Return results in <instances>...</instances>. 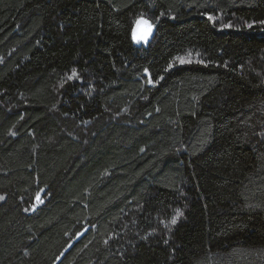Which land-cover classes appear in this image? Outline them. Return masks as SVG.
Returning a JSON list of instances; mask_svg holds the SVG:
<instances>
[{
	"label": "trees",
	"instance_id": "16d2710c",
	"mask_svg": "<svg viewBox=\"0 0 264 264\" xmlns=\"http://www.w3.org/2000/svg\"><path fill=\"white\" fill-rule=\"evenodd\" d=\"M262 22L264 0H0V264H264Z\"/></svg>",
	"mask_w": 264,
	"mask_h": 264
},
{
	"label": "water",
	"instance_id": "95a60500",
	"mask_svg": "<svg viewBox=\"0 0 264 264\" xmlns=\"http://www.w3.org/2000/svg\"><path fill=\"white\" fill-rule=\"evenodd\" d=\"M151 36V32L147 35H143V36H139L137 35V27L134 30V41L136 43H142L143 41H147L149 40ZM38 199H40V196L38 197ZM43 204V203H42ZM87 229H84L82 232H80L75 239L73 240V242L69 245L68 248H70V246H72L73 244H76L77 242H79L81 240V238L83 237V235L86 233Z\"/></svg>",
	"mask_w": 264,
	"mask_h": 264
},
{
	"label": "rangeland",
	"instance_id": "374dc122",
	"mask_svg": "<svg viewBox=\"0 0 264 264\" xmlns=\"http://www.w3.org/2000/svg\"><path fill=\"white\" fill-rule=\"evenodd\" d=\"M147 34H149L147 27L144 24L139 23L137 25V35L143 36V35H147Z\"/></svg>",
	"mask_w": 264,
	"mask_h": 264
},
{
	"label": "snow or ice",
	"instance_id": "6c2138e0",
	"mask_svg": "<svg viewBox=\"0 0 264 264\" xmlns=\"http://www.w3.org/2000/svg\"><path fill=\"white\" fill-rule=\"evenodd\" d=\"M209 19L211 20L212 19V17H209ZM137 23H142V24H144L146 27H147V30L148 31H150L151 30V24H149L148 23V21H146V20H141V21H138ZM262 23H264V22H262ZM249 27H251V25H249ZM173 223H175V220H173Z\"/></svg>",
	"mask_w": 264,
	"mask_h": 264
}]
</instances>
